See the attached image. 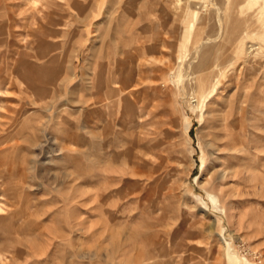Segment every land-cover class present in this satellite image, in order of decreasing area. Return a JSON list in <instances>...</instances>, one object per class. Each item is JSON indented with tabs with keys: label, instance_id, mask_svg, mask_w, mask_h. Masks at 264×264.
I'll list each match as a JSON object with an SVG mask.
<instances>
[{
	"label": "rangeland",
	"instance_id": "rangeland-1",
	"mask_svg": "<svg viewBox=\"0 0 264 264\" xmlns=\"http://www.w3.org/2000/svg\"><path fill=\"white\" fill-rule=\"evenodd\" d=\"M0 264H264V0H0Z\"/></svg>",
	"mask_w": 264,
	"mask_h": 264
},
{
	"label": "bare ground",
	"instance_id": "bare-ground-1",
	"mask_svg": "<svg viewBox=\"0 0 264 264\" xmlns=\"http://www.w3.org/2000/svg\"><path fill=\"white\" fill-rule=\"evenodd\" d=\"M33 3H35V1L33 2ZM38 3V2H37ZM36 3V4H37ZM36 4H33V5H36ZM224 121V120H223ZM228 171V170H227ZM230 171H232V170H230ZM221 172V171H220ZM222 172H224V170L222 169ZM232 172H234V171H232ZM232 172H228L229 173V176L230 175H233V173ZM228 173H222L221 175H222V178H226L227 176H228ZM236 173V172H235ZM237 174V173H236ZM220 177V176H219ZM233 177V176H232ZM237 177V176H236ZM230 177H227V179H229ZM211 179V178H210ZM219 179H221V177L219 178ZM231 179V178H230ZM213 180H214V178H213ZM211 181H212V179L211 180H206L205 181V183L203 184V188H209L211 185H212V183H211ZM218 181V180H217ZM213 182V181H212ZM213 186V185H212ZM217 187V186H216ZM232 217V216H231ZM232 219V218H231Z\"/></svg>",
	"mask_w": 264,
	"mask_h": 264
}]
</instances>
